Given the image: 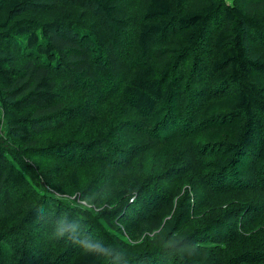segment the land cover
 Segmentation results:
<instances>
[{
    "label": "trees",
    "instance_id": "obj_1",
    "mask_svg": "<svg viewBox=\"0 0 264 264\" xmlns=\"http://www.w3.org/2000/svg\"><path fill=\"white\" fill-rule=\"evenodd\" d=\"M120 4L0 0V264H264V0Z\"/></svg>",
    "mask_w": 264,
    "mask_h": 264
},
{
    "label": "clouds",
    "instance_id": "obj_2",
    "mask_svg": "<svg viewBox=\"0 0 264 264\" xmlns=\"http://www.w3.org/2000/svg\"><path fill=\"white\" fill-rule=\"evenodd\" d=\"M73 206H78V201H71ZM91 213L92 208L89 206ZM51 243L63 242L81 253L94 257L102 264H122V257L109 245L95 239L90 232H84L78 223H70L67 217L62 216L56 220L47 236Z\"/></svg>",
    "mask_w": 264,
    "mask_h": 264
},
{
    "label": "rangeland",
    "instance_id": "obj_3",
    "mask_svg": "<svg viewBox=\"0 0 264 264\" xmlns=\"http://www.w3.org/2000/svg\"><path fill=\"white\" fill-rule=\"evenodd\" d=\"M122 1L124 2L123 4H122ZM224 1H225V3L227 5H230L231 2H232V0H224ZM247 1H252L254 3H257V0H245V2H247ZM117 2L121 3L119 5L120 11H121V15H126V17L123 20H130L137 13V8L133 7V5L135 4L136 0H117ZM64 7L67 8V6H64ZM89 14L90 13H87V15H89ZM88 17L90 19H92L91 16H88ZM136 22H137V18H135L133 20H130V22L127 23V24L131 25L134 28ZM263 41H264V36H261V40L252 39L251 41H249V42H251L250 47L252 48L254 53L257 54V53H261L263 51V49L261 48ZM249 42H248V44H249ZM255 79L258 81L259 76H256ZM262 82H264V77L261 79V81L258 84L260 87L262 85ZM112 107H113V101L108 102L106 104L103 103L102 105H100V109L105 111L106 113L107 112L111 113L112 112ZM206 195H208V194L206 193ZM210 197H213V195L208 196V198H210Z\"/></svg>",
    "mask_w": 264,
    "mask_h": 264
}]
</instances>
